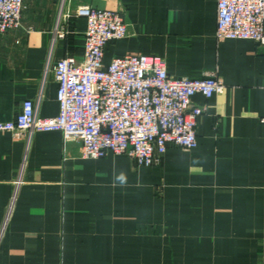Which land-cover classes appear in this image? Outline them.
Returning <instances> with one entry per match:
<instances>
[{"label": "crops", "instance_id": "1", "mask_svg": "<svg viewBox=\"0 0 264 264\" xmlns=\"http://www.w3.org/2000/svg\"><path fill=\"white\" fill-rule=\"evenodd\" d=\"M24 4L23 27L0 35V122L14 120L25 100L37 102L43 118L58 116L54 67L83 56L86 24L74 17L82 5L120 11L128 25L127 37L108 46L106 62L159 56L172 78L215 73L225 91L193 98L206 107L198 148L171 146L153 170L126 155L83 159L81 140L61 132H0V264H181L155 254L163 234L186 233L178 219L235 220L258 255L234 264H264V47L217 40V0Z\"/></svg>", "mask_w": 264, "mask_h": 264}, {"label": "built area", "instance_id": "2", "mask_svg": "<svg viewBox=\"0 0 264 264\" xmlns=\"http://www.w3.org/2000/svg\"><path fill=\"white\" fill-rule=\"evenodd\" d=\"M24 7V0H0V35L23 27ZM74 17L86 24L83 56H66L54 67L58 116L43 118L38 103L25 100L14 120L0 122V132L17 137L61 132L66 140H81L83 159L126 155L139 169L158 166L171 146L197 149L206 107L193 105V98L221 95L225 83L215 73L172 78L167 62L154 55L130 53L108 63V46L128 35L122 13L82 5ZM57 28L64 38L65 28ZM216 38L251 40L264 47V0H217Z\"/></svg>", "mask_w": 264, "mask_h": 264}, {"label": "rangeland", "instance_id": "3", "mask_svg": "<svg viewBox=\"0 0 264 264\" xmlns=\"http://www.w3.org/2000/svg\"><path fill=\"white\" fill-rule=\"evenodd\" d=\"M162 163L163 160L153 168H159ZM229 221L232 220L178 219V230L186 233L178 236L163 234L165 242L161 251H155V254L161 256L162 262L181 264L252 262L251 254L258 255L255 241H251L249 234L238 233L235 220Z\"/></svg>", "mask_w": 264, "mask_h": 264}]
</instances>
